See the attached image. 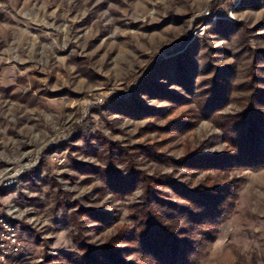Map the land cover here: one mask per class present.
Wrapping results in <instances>:
<instances>
[{
    "label": "rangeland",
    "instance_id": "1",
    "mask_svg": "<svg viewBox=\"0 0 264 264\" xmlns=\"http://www.w3.org/2000/svg\"><path fill=\"white\" fill-rule=\"evenodd\" d=\"M248 121L264 161V0H0L5 264L145 263L149 212L196 239L177 209L226 184L196 264H264V164L231 157Z\"/></svg>",
    "mask_w": 264,
    "mask_h": 264
},
{
    "label": "trees",
    "instance_id": "2",
    "mask_svg": "<svg viewBox=\"0 0 264 264\" xmlns=\"http://www.w3.org/2000/svg\"><path fill=\"white\" fill-rule=\"evenodd\" d=\"M247 124L248 127L243 130L240 129V131L238 129L237 135L234 136L236 137L234 144L235 150L234 155L231 157L234 158L239 165H243L247 168H259L264 164V161H261L262 154H259L260 152L258 151L259 146H256L254 138H252L250 145L245 146L244 138L250 139V137H253V132L261 133V129L258 128V130H256L257 126L252 121H248ZM263 152L264 149L261 153ZM220 161V163H218L222 165V162L226 163L227 160L224 157L223 160L220 159ZM233 191L234 186H227L226 184L220 186L219 190L211 193H206L198 189L188 192L186 198L189 200V205L196 208V211L192 212V210L185 209V207H179L177 211L179 213L184 211L183 214H186V216L188 215L190 221L196 223L197 226L180 227L181 231L179 234L190 236L194 233L197 238L193 240L178 239L172 234L165 233L163 228L154 227V220L152 221L154 212L147 207L151 213L149 212L150 218L148 217L146 221L151 223H149L147 230L141 234L143 237L141 240L143 241L144 257L146 261L142 264H196L200 254V243L206 245L210 242L227 216L229 206L232 205L233 201H231V197L233 199ZM204 225H208L210 228L207 230ZM191 227H195L196 231H192ZM200 236L203 238L204 242H200ZM111 264L129 263L113 258Z\"/></svg>",
    "mask_w": 264,
    "mask_h": 264
},
{
    "label": "built area",
    "instance_id": "3",
    "mask_svg": "<svg viewBox=\"0 0 264 264\" xmlns=\"http://www.w3.org/2000/svg\"><path fill=\"white\" fill-rule=\"evenodd\" d=\"M22 241L18 230L7 217L0 212V264H5L8 259L19 252Z\"/></svg>",
    "mask_w": 264,
    "mask_h": 264
}]
</instances>
